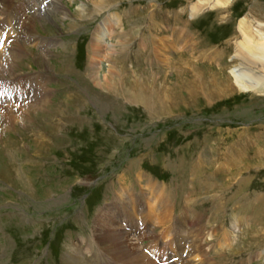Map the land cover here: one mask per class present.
I'll use <instances>...</instances> for the list:
<instances>
[{"label": "rangeland", "instance_id": "374dc122", "mask_svg": "<svg viewBox=\"0 0 264 264\" xmlns=\"http://www.w3.org/2000/svg\"><path fill=\"white\" fill-rule=\"evenodd\" d=\"M40 1L43 9L51 0ZM202 1L58 0L54 14L32 22L27 15L36 7L28 11L24 5L23 15L14 14L20 25L29 22L38 42L53 37L58 44L51 49L54 53L68 44L78 76H65L60 62L49 60L50 83L44 88L49 90L53 118L47 111L24 113L14 108V129L3 132L0 122V264H66L67 252L91 232L98 211L107 214L108 208H113L110 215H120L117 221L139 252L148 256L150 248L146 252L145 246L156 245L161 251L170 249L166 261L181 257L198 264V255L186 257L188 244L183 249V238L180 241L171 222L153 243L154 239L131 235L140 229L150 232L153 226L149 221L142 229L140 215L126 212L131 207L133 214L138 205L128 199L144 188L145 197L138 196L141 210L161 205L148 193L146 178L171 188L164 197L173 216H181L188 204L216 240L224 229L235 235L232 246L237 251L228 255V264L264 261V90L231 88L227 77L235 64L232 37L238 35V22L248 15L264 20V0H229L212 7L204 1L192 14V7ZM81 6L91 18L80 17ZM12 14L1 16L0 23L9 25ZM100 32L102 38L96 42ZM120 33L130 40L125 50L117 41ZM37 44L26 49L40 52ZM223 49L226 55L218 65L213 52L223 54ZM90 59L96 74L86 80ZM186 60L195 68L187 67ZM27 62L22 61L19 69L23 75L38 68L27 67ZM109 78L117 80L118 89ZM83 83L88 85L86 92ZM16 84L21 91L11 86L2 95L12 98L21 93L26 84ZM135 89L148 95V104L128 99V92ZM24 116L40 120L25 121ZM50 123L56 127L54 133ZM120 188L125 190L114 192ZM192 216H183L186 230L195 224ZM154 217L155 225L156 213ZM251 235L256 237L248 246L245 241ZM187 239L191 241V236ZM215 242L209 240L201 253L212 256ZM89 255L82 256L81 264H90ZM161 260L154 262L163 264Z\"/></svg>", "mask_w": 264, "mask_h": 264}, {"label": "bare ground", "instance_id": "6f19581e", "mask_svg": "<svg viewBox=\"0 0 264 264\" xmlns=\"http://www.w3.org/2000/svg\"><path fill=\"white\" fill-rule=\"evenodd\" d=\"M204 1L207 2L206 5H208L209 7L210 6L212 7V6H218L221 4L225 5L229 0H203L201 3L197 2L195 7H192L191 9L192 14L193 12H195L196 10H198L199 8L203 6ZM104 2L109 3V0H101L100 4H103ZM42 3L43 2L40 0H19V3H16L15 1H11V0H0V19L2 18L1 16H7V13L10 14V11L13 12L12 14L13 18L9 21V25L11 27L8 25V23H0V28H1V33H2V34L0 33V122L1 121L3 122L1 123L2 126L5 125L4 130H2L3 132L5 131V129L7 130V129L13 128L15 124L17 123L16 118L14 119V116H13L14 108H17L15 111L18 110L24 113H29V111L31 110H33L34 112L39 111V110L42 112L47 111L53 118L54 115L51 113V111L54 110V107H51L48 102L49 90L44 88L45 85L48 86V84L50 83L47 73H48V68L52 66H50L51 63L49 64L50 62L49 60L53 59V60H57V62H60V67H61L60 71L62 69L61 72L65 76H69V77L74 76V75L78 76V73L75 70H73L74 68L72 67V64H71L73 57L71 58L72 51L68 49V44L61 46L60 50L57 48L59 53H54L53 50L51 49L54 47H58L56 46L58 44H55L53 37H51L49 40H42V42H38L37 39H34V36L32 35L31 31H29V25H28L29 22L27 23V25L25 23H21L20 25V21L18 22L14 18V14L15 15L18 14V11L20 12V14L22 15L24 14V11H25L24 5L28 7L27 8L28 11L34 10L36 7L32 15H27V19L31 22L37 18H40V16L46 17L47 15L54 14V12L58 10V7H59L57 6L58 0H51L50 2H47V4H45L43 9L41 8ZM78 10H79L78 12L81 18L88 19L92 17L91 16L92 14L90 15L84 8H82V6ZM17 25L21 26L19 30L17 29L19 28ZM12 26L13 28H15L14 36H11V37H14L13 42L9 35L10 28H12ZM236 30L238 32V35H235L234 37H232V40L235 45H234L233 59L231 61L232 63H235V64L229 68V72H228L229 74L227 76L229 77L228 80H230L231 88L239 89L243 91L260 92L264 90V20H260L258 17L248 15V17H245L238 22ZM153 34L154 36H157L156 32H153ZM118 35H119L118 36L119 39L117 41L120 44V47L122 46V49H124L125 46L129 44L130 40L126 37L122 38L123 34L121 33ZM30 36L31 37L33 36V38L29 39ZM101 38H102V34L100 32L99 34L95 36V41L99 42ZM147 40L148 41L151 40L150 36H149V39ZM8 41L10 42L8 45H6ZM146 41L143 43L144 49H146V46H147ZM35 43H38L37 45L40 48V52H36V53L29 52L26 49L28 44L35 45ZM225 52L226 50L224 49H223V54H221L222 52L217 53V51L214 50L213 52L214 58L217 54L215 61H217L216 63L218 65L224 58L223 56ZM117 55H120V54L116 53V56ZM118 58L119 56L113 59L118 60ZM24 60L28 61L27 67L32 68V65H36L38 66V68L36 70L32 69L34 70L32 71L33 73L29 72V74L23 75L25 74V72L19 71V69L22 68L23 64L21 63ZM189 62L190 61L186 60L183 63L187 65V67L195 68V66L193 64H190ZM94 67L95 66L92 64V61L90 59L85 69V73L87 76V78L85 77L86 80H90V78H92L94 74H96ZM222 70L223 68L222 69L219 68V72H221ZM111 79H115L114 76H112ZM31 80H33V82ZM110 82H111V86L114 87L115 90L118 89L117 80H110ZM16 83H25L28 87L24 85L23 86L24 89L22 90V92L15 93L14 96H12V98H9L10 96L2 95L1 92L7 91V89L11 86H13L15 89V87L17 86ZM83 85H82L83 86L82 89H85V92H86L88 85L84 83ZM17 89L21 91L22 87L17 86ZM136 90L137 89H135L134 91L128 92L127 94L128 99L130 100L133 99L144 105L146 103L148 104L147 102L148 95L145 94L143 90L141 89L138 90L139 92H137ZM30 118L35 121L40 120V116H39V119H34L36 118L35 116H32V117L28 116V117H25L24 120L30 121L31 120ZM41 118L43 117L41 116ZM52 118L47 119V121H52ZM76 120L80 121L81 118L78 117ZM51 125L52 124L50 123L49 131H52L54 133L56 131V127L54 124L52 125V127ZM39 135L40 134H37L36 137H38ZM1 137L2 135H0V141L2 139ZM144 181H145V184H147L148 186V193L151 194V196L154 195L153 198L156 199L155 201L157 203L158 202L161 203V205L155 206L156 210L153 207L154 204L152 206H147V209L141 210L143 206V201L139 199L138 196L143 195L142 190H144V188L140 190L139 192L137 191L135 193L136 194L135 199L134 197L131 196L128 200L130 201L134 200L139 205V207H137L138 205L136 206V210L133 212V214L130 212L132 210L131 207H128V209L126 208L127 209L126 212H128V214L130 213L131 215H136V214L140 215V218H141L140 221H142L141 222L142 229H144L146 225L149 224V221H151L150 224H152L153 226V228L151 227L152 229L149 228L150 229V232L148 231L149 233L143 230L140 231L141 230L140 229L139 231H137L138 233L135 230L134 233H132L131 235L135 236L139 240H141V238L143 240L146 238L154 239V241H152L153 243L157 239L160 238L159 236L161 234H163V228L165 224L169 223L168 225H170V222H171V225H172L171 227L175 231V234L179 235V239L181 237L183 238V242H181L182 246L184 243L188 244L187 247L189 248V250L186 254V257L193 258L194 256L196 258V255H198L199 256L197 258L198 260L196 259L198 261V264H228L229 262H231L229 259H227V257L228 255H232L233 253H235L237 250H235L234 246H232L234 237L232 238L231 235L233 233H231L230 230L227 231L226 229H224V231H222L223 233L220 234L221 239L216 240L215 234L211 233L210 226L207 229L205 228V225L207 224V222H200V216L196 215V213L193 212L189 208L190 205L188 204L184 205L181 216L179 217L173 216L171 212L172 208L169 207V204L166 201L167 198L164 197V195H167L172 192L171 188L170 187L165 188L164 186L158 185L156 183L152 184V181L147 178L144 179ZM244 182H245V179H241L239 181L240 185H242ZM138 187H141V186H138ZM131 188H134V187H131ZM158 188H162V189H159L157 191L156 189ZM124 190L125 189L120 188V189L115 190L114 192L120 193V191H124ZM128 190H131V189H128ZM161 190L163 192L165 190L167 193L164 192L163 194L161 193ZM143 196L145 197V195ZM125 204L126 202L124 201L122 205H125ZM127 204L129 205L128 202ZM108 209L109 210H107V214H105V211L103 209H101L100 212L98 211V214L95 215L94 217L91 232L86 234V237H84L85 239H83V241L82 240L79 241V245L71 248L67 252L68 258L64 259L66 264H81V262H83L82 256L85 255V253L90 254L89 255L90 264H97V262H100V261H102L103 264H156L154 261L159 262L160 257L163 259L161 260L163 264H168V263L169 264H189L187 263V259L181 258V257H179V259L175 262H172L173 259L166 261L167 259H169L168 257L170 253H168L169 252L168 250L170 249L163 248L162 249L163 252H162L161 249L157 247L156 245H151V247L150 245H146L144 250L147 252V250L150 248L148 251V256H150L154 260L152 261L143 251L139 252L137 250V247L128 241L127 235L129 233H127L126 229L122 227L121 221L119 222L117 221V219L120 218V215L118 214L110 215V213L108 212L111 211L113 208L112 209L108 208ZM167 212H168L169 217L167 215ZM155 213L157 214L158 219L156 218L157 219L156 224L154 225ZM192 213H193L192 217L195 219L194 220L195 224L193 226H190L191 228L186 230V227L185 228L183 227V223H184L183 221L185 219L184 217L189 216L190 218ZM199 222L201 224V227L198 228ZM188 235L191 236V241L187 239ZM211 237L212 239H210ZM255 237L256 235L254 236L251 235L249 237L250 240L245 241L246 243H248L246 245L249 246V244L252 243ZM170 239L171 238L169 237L167 241H171ZM209 240H212L213 242L216 241L215 243L217 244H214V245H216L215 248L217 249L213 251L212 256L210 255V257H206L205 253L202 254L201 252L204 249L203 246L206 245ZM167 241H165V243ZM180 241H182V239H180ZM190 244L193 247V249L192 247H190ZM157 245H160V247H162L164 246V243L162 244V242H159V244ZM261 245L262 244L259 243L257 247L259 248ZM223 246H225L226 248L222 250ZM245 248H242L241 250H245ZM183 249H184V246H183ZM240 258L242 261L243 260L248 261L250 259L248 257H246V259L245 258L243 259V257H240ZM255 264H264V261L258 260V263L256 262Z\"/></svg>", "mask_w": 264, "mask_h": 264}]
</instances>
